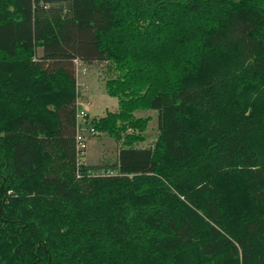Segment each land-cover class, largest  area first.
<instances>
[{
  "label": "trees",
  "instance_id": "obj_1",
  "mask_svg": "<svg viewBox=\"0 0 264 264\" xmlns=\"http://www.w3.org/2000/svg\"><path fill=\"white\" fill-rule=\"evenodd\" d=\"M76 60L113 73L109 166ZM0 264H264V0H0Z\"/></svg>",
  "mask_w": 264,
  "mask_h": 264
},
{
  "label": "rangeland",
  "instance_id": "obj_2",
  "mask_svg": "<svg viewBox=\"0 0 264 264\" xmlns=\"http://www.w3.org/2000/svg\"><path fill=\"white\" fill-rule=\"evenodd\" d=\"M112 74L106 62L87 65L78 61L77 89L79 95L77 101L83 103L82 106L88 113L86 121L81 122L80 125V133L87 144L80 161L90 166L112 165L117 160L119 150L123 145V141H119L105 132H99L90 122L93 117H100L106 115L108 111L118 110V98L109 94L105 89L106 79ZM135 115L151 116L145 131L146 139L136 143L140 147L151 146L158 136L157 111L152 109L137 110Z\"/></svg>",
  "mask_w": 264,
  "mask_h": 264
},
{
  "label": "built area",
  "instance_id": "obj_3",
  "mask_svg": "<svg viewBox=\"0 0 264 264\" xmlns=\"http://www.w3.org/2000/svg\"><path fill=\"white\" fill-rule=\"evenodd\" d=\"M79 60H76L77 64H78ZM77 105H78V114H77V149L80 153V155H82L83 150L86 148L87 144L85 142V139L83 137V135L80 133V125L81 122H85L86 121V117H87V111L86 109L83 108V103H80L79 101H77Z\"/></svg>",
  "mask_w": 264,
  "mask_h": 264
},
{
  "label": "crops",
  "instance_id": "obj_4",
  "mask_svg": "<svg viewBox=\"0 0 264 264\" xmlns=\"http://www.w3.org/2000/svg\"><path fill=\"white\" fill-rule=\"evenodd\" d=\"M108 111V110H107ZM102 116H104V115H102Z\"/></svg>",
  "mask_w": 264,
  "mask_h": 264
}]
</instances>
